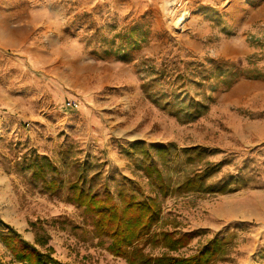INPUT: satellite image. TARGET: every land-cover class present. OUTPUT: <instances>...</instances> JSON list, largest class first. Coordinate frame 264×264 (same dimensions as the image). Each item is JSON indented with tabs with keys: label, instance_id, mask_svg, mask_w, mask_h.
<instances>
[{
	"label": "rangeland",
	"instance_id": "1",
	"mask_svg": "<svg viewBox=\"0 0 264 264\" xmlns=\"http://www.w3.org/2000/svg\"><path fill=\"white\" fill-rule=\"evenodd\" d=\"M63 1L52 14L14 15L25 25L23 40L0 47V233L15 230L65 264H126L97 245L79 208L44 192L15 164L23 154L45 155L65 176L83 171L92 191L114 193L131 180L153 196L145 157L131 148L144 142L171 184L159 197V222L138 244L144 253L187 257L224 237L214 264H264V0H175L173 14L165 11L169 0ZM51 19L54 27L43 28ZM133 28L141 32L136 48L123 38ZM215 60L234 67L209 71L199 86L200 65L210 70ZM227 69L250 76L225 79ZM159 74L189 80L180 78L186 86L177 89ZM170 88L189 107L199 101L207 109L195 118L169 115L162 108ZM207 164L218 165L207 182H232L234 190L175 192ZM160 231L192 236L169 251L151 241ZM0 263L17 264L1 243Z\"/></svg>",
	"mask_w": 264,
	"mask_h": 264
},
{
	"label": "trees",
	"instance_id": "2",
	"mask_svg": "<svg viewBox=\"0 0 264 264\" xmlns=\"http://www.w3.org/2000/svg\"><path fill=\"white\" fill-rule=\"evenodd\" d=\"M138 37L141 32L137 28L129 31L125 35L128 44L131 47H138ZM118 53L124 57L123 48H118ZM213 66L210 70H206L203 65L204 76L197 79V84L203 86L204 81L209 78V71H222L224 68L234 67L227 61H212ZM235 72H227L225 79H233L244 74V70L236 69ZM169 78L166 74L159 76H168L170 83L177 89H184L185 84L179 83L178 80L184 76L189 80L188 74H176ZM217 78L222 77L217 73ZM232 77V78H227ZM182 81V80H181ZM224 82V84H230ZM192 83V82H189ZM146 86L143 85V92L146 93ZM172 88V86H171ZM170 88L169 100H165L163 110L171 116L181 113H188L193 118L199 117L203 110L207 109V104L195 102L190 105L184 104V101ZM178 98V99H176ZM209 100L213 99L207 97ZM139 147L143 153L144 161L147 163L142 166L145 178L149 181L152 189L156 192L153 196L145 195L141 188L131 180H125L122 185H117L116 190L111 192L107 187H103L102 191H92L85 187V174L79 169L73 170V178L65 176L60 167L45 155L35 153L23 154L16 167L25 171L30 179L35 183L39 182L41 189L49 195L55 196L57 199L79 208L84 219H87L90 234L97 239V245L111 254L113 257L125 260L126 264H214L216 259L223 255L227 240L224 237H215L209 240L196 253L187 257L173 256L162 254L160 256H150L145 254L143 246L138 244L147 239L153 227L159 222L161 216V203L159 197H166L171 189L170 182H167L161 175L159 169L152 164V156L147 149L144 148V142H134L131 148ZM151 149L158 154H166L168 148L160 145H150ZM149 147V149H150ZM170 149V147H169ZM198 148L184 149V152L196 151ZM218 169V165L207 164L203 169L193 172L192 175L186 177L180 183L175 185V192L187 193H224L233 191L232 182L221 180L211 184L207 182L210 176ZM235 183L236 181L233 180ZM190 233H184L175 236L174 232L160 231L154 234L151 241L161 245L169 251H176L180 247L185 246L191 239ZM0 243L9 252L12 262L17 264H65L52 256L50 251H41L35 245L26 242L19 233L9 229L7 232L0 233ZM40 244H44L43 241ZM1 264V263H0Z\"/></svg>",
	"mask_w": 264,
	"mask_h": 264
},
{
	"label": "crops",
	"instance_id": "3",
	"mask_svg": "<svg viewBox=\"0 0 264 264\" xmlns=\"http://www.w3.org/2000/svg\"><path fill=\"white\" fill-rule=\"evenodd\" d=\"M55 1L61 8L63 0H0V47H18L23 40L21 33L25 25L20 20L14 19V15L52 14L53 7L56 6L54 5ZM15 21H17L16 26H14ZM50 22V24L48 22L44 23L43 28L51 29L54 27L52 19ZM27 24L31 29L38 26L35 20H29Z\"/></svg>",
	"mask_w": 264,
	"mask_h": 264
},
{
	"label": "bare ground",
	"instance_id": "4",
	"mask_svg": "<svg viewBox=\"0 0 264 264\" xmlns=\"http://www.w3.org/2000/svg\"><path fill=\"white\" fill-rule=\"evenodd\" d=\"M175 5V0H169L165 2V11L168 12L169 14H173V6ZM180 5V4H179ZM180 17L176 20V24H179L184 17L187 15V12L180 13ZM167 15V14H166Z\"/></svg>",
	"mask_w": 264,
	"mask_h": 264
}]
</instances>
